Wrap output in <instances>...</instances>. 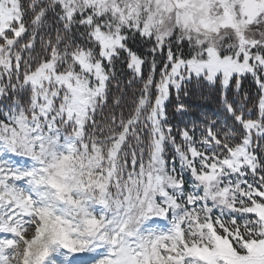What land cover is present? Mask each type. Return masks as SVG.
<instances>
[{"label":"snow or ice","instance_id":"1","mask_svg":"<svg viewBox=\"0 0 264 264\" xmlns=\"http://www.w3.org/2000/svg\"><path fill=\"white\" fill-rule=\"evenodd\" d=\"M0 264H264V0H0Z\"/></svg>","mask_w":264,"mask_h":264}]
</instances>
